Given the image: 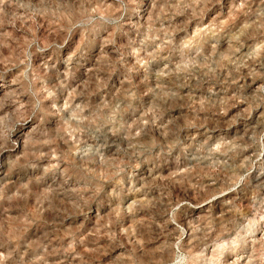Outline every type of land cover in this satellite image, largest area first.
<instances>
[{
  "label": "clouds",
  "instance_id": "1",
  "mask_svg": "<svg viewBox=\"0 0 264 264\" xmlns=\"http://www.w3.org/2000/svg\"><path fill=\"white\" fill-rule=\"evenodd\" d=\"M0 264H264V0H0Z\"/></svg>",
  "mask_w": 264,
  "mask_h": 264
}]
</instances>
